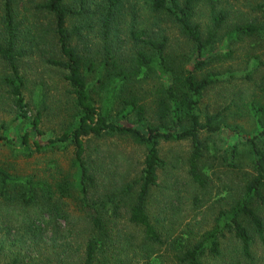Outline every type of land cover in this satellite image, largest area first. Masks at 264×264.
I'll return each instance as SVG.
<instances>
[{"label": "trees", "instance_id": "trees-1", "mask_svg": "<svg viewBox=\"0 0 264 264\" xmlns=\"http://www.w3.org/2000/svg\"><path fill=\"white\" fill-rule=\"evenodd\" d=\"M71 1L0 0V65L3 68L0 88L12 100L15 120L30 127L22 135L21 147L15 146L6 136H0V141L25 158L51 153L72 155L66 168L53 160L37 174H14L0 165V216L6 211L11 214L9 209L12 208L39 210L33 213L35 219L30 221L28 217L25 233L17 231L18 242L23 243L26 236L30 239L34 235L41 237L48 227H57V220L73 219L63 206L70 201L79 215L77 226H84L89 234L78 264L141 263L132 253V239L116 237L118 216L125 207L128 208V222L141 230V245L154 250L160 246L161 250V246L169 242L168 250L177 264H205L208 258L224 259V264H257L256 246L264 251V103L261 100L250 99L235 114L242 115L243 111L256 124V129L246 137L252 174L234 189L237 195L234 201L228 208L219 210L210 228L197 235L189 223L183 225L181 221L177 228L179 221L173 219L177 213L171 217L166 215L162 220L153 219L149 204L153 190L160 186V174L167 166L162 155L164 142L188 141L190 151L185 166L190 182L202 190L211 186L205 172L207 163L213 159L209 137L222 134L226 127L231 131L240 130L236 125H228L224 118L234 101L217 114L203 113L204 94L216 79L210 72L199 75L212 65L233 60L236 53L233 45L241 47L247 40H256L258 42L251 45L255 47L261 42L264 49V4L252 10L263 20L242 18L231 27L227 25L230 23L228 12L212 5L211 27L204 37L196 11L208 0ZM140 1L148 11L176 25L189 43L190 53L169 52L167 36L139 27L137 4ZM30 15L37 22L43 17L47 28L41 30L39 23H29ZM73 20L79 25L71 31L68 23ZM34 29L40 30L33 34ZM77 31L86 39V49L74 44ZM92 32L94 36L89 37ZM218 40L221 44L226 42V51L217 50ZM41 44L44 49L40 48ZM35 49L45 54V61L51 68L63 73L68 87V107L61 131L45 143L37 139L43 134L41 126L47 109L43 85H36L38 92L33 103L37 111L30 117V103L25 94L29 88L28 79L21 70L22 61ZM254 58L259 63L260 56ZM258 65L251 75L259 69ZM262 77L264 90V74ZM31 131L35 134L32 143ZM102 138L131 141L142 146L145 153L139 174L114 191L107 187L104 194L99 193L101 183L89 146L91 139ZM232 152L234 158L239 154L235 148ZM228 166L240 169L234 161ZM180 228L184 229L173 238ZM229 236L234 240L232 250L224 254ZM0 244L3 252V239ZM55 247L57 258L54 263L47 264H66L65 256L62 259ZM60 249L65 253V249ZM43 250H39L41 257ZM20 251L14 252L16 254L4 264H28L22 257V249ZM150 258L151 255L144 257L142 264H151Z\"/></svg>", "mask_w": 264, "mask_h": 264}, {"label": "rangeland", "instance_id": "rangeland-1", "mask_svg": "<svg viewBox=\"0 0 264 264\" xmlns=\"http://www.w3.org/2000/svg\"><path fill=\"white\" fill-rule=\"evenodd\" d=\"M66 1L72 2L71 0ZM263 4L264 0H241L240 2L228 3L208 0L198 7L196 20L202 25L204 37H207L208 30L211 27L210 13L212 5L218 10L225 9L228 12L230 23L227 25L231 27L242 18H247L246 21L252 19L263 20L259 13V17L257 13H252L253 9ZM137 6L139 7V12L137 10V16L140 20L139 27H146L149 32L159 36H167L169 39V52L173 54L190 53L189 43L181 35L176 25L168 18H159V15L148 11L142 1ZM28 22L39 23L41 30L46 29L48 26L43 17H41L40 22H37L36 18L30 15ZM78 23L77 20L70 21L68 23L69 29L72 31L79 25ZM40 29H34L32 33L35 34ZM226 29L221 30V32L224 33ZM83 33L85 34V32ZM91 36H94L93 32L89 35V37ZM73 39L75 45L81 49H86V39L81 38L79 31L75 33ZM254 42L258 41L247 40L241 47L233 45V48H236L233 60L226 61L225 64L212 65L205 70L206 72L199 75L203 76L210 72L216 79L215 84L204 94L202 101L203 113L217 114L234 101L235 104L228 112L224 113V118L228 125H236L240 130L231 131L230 128L226 127L222 134L209 137L208 145L213 159H210V162L207 163L208 167H206L205 172L211 180V186L202 190L190 182L185 166L190 151L188 141L162 143V155L167 161V166L161 172L160 186L153 190L150 200L149 211L153 219L161 218L162 220L166 215L171 217L174 213H177L173 218L179 221L177 228H179L181 221L184 222L183 225L189 223L191 224V230L197 235L199 231L208 229L213 225L214 218L219 210L226 209L232 204L237 196L235 188L242 184V180H246L247 175L252 174L251 156L246 137L256 129V124L248 116H245L243 111L242 115L235 116V114L239 110L241 111L250 99L255 98L264 103V90L261 86L264 74V49L260 45L261 42L256 44L255 47L252 46L251 44ZM215 46L218 51H226L224 50L225 41L221 44L218 40ZM40 48L44 49V45L41 44ZM248 53L251 54L248 56ZM255 55L260 56L259 63L254 58ZM22 62L21 70L28 79L29 88L26 89L25 94L27 101L30 103L31 110L28 114L30 117L34 116L37 111L33 103L38 92V86L36 85H43L46 98L45 107L47 109L44 111L41 126L43 134L37 136V139L45 143L48 139L55 138L61 131L64 114L68 107V87L63 73L54 70L46 63L45 54L42 51L35 49L32 55ZM256 64H259L257 66L259 69L251 75ZM2 70L3 68L0 65V73H2ZM15 118L16 110L12 100L8 93L0 88V136L8 137L9 140L14 141L15 146L21 147L22 135L25 131H29L30 127L28 124H19ZM123 122L132 125V123ZM34 138L35 134L31 131V143ZM89 146L95 167L98 170L97 177L101 183L99 187V193L101 194H104L107 187H111V191H114V188L123 186L136 177L142 168L144 148L133 144L131 141L118 138L91 139ZM234 148L239 152L235 158L232 156ZM67 153L36 154L32 158H25L23 155L19 156L15 150L3 145L0 141V165L14 174H37L49 167V163L53 160L66 168L72 157L71 154ZM232 160L240 165L239 170L229 168L228 163L233 162ZM63 206L70 211L73 219L69 221L57 220V227L54 225L48 227L45 231H42L41 237L34 235L30 239L29 236H26L27 240L23 243L18 242L20 236L17 231L25 233L23 230H25V226H28V217L30 221L35 219L36 215L33 213L39 210L31 208L25 211L12 208L9 209L11 214L9 211L3 213L0 216V239L4 241V249L2 252L0 247V264H4L7 258L21 252L20 249H22V257L28 264L54 263L57 258L54 246H56L55 248L62 259L65 256L64 261L66 264H78L85 250L84 246L89 234L84 226H77L79 215L72 203L67 201L63 203ZM176 209H179V211L175 212ZM127 210V207L122 208L121 215L119 213L116 237L120 240H124V237L132 239L131 250L137 256V261L141 260L140 264H142L144 257L151 255L148 260L151 264H177L178 261L175 260L173 253L168 250L167 245L169 242L161 246V250L159 249L160 246H156L154 250V248L146 249V245H141L140 241L143 235L140 234L141 230L138 227L128 222ZM262 211H264V206H262ZM44 217L46 218L47 215L45 214ZM38 223L36 224L38 225ZM162 223L167 225L168 221H162ZM182 229L184 228H180L173 235V238L179 235ZM233 242L232 239L225 241L224 254L232 250ZM60 247L65 249V253ZM41 249H44L42 252L43 257L39 256V250ZM255 252L257 264H264V251L262 248L257 249L256 246ZM205 264H224V259L208 258Z\"/></svg>", "mask_w": 264, "mask_h": 264}]
</instances>
